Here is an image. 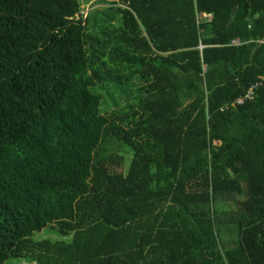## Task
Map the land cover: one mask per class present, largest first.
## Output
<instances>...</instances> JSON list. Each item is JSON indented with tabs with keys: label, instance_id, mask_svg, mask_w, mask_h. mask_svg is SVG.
Segmentation results:
<instances>
[{
	"label": "trees",
	"instance_id": "16d2710c",
	"mask_svg": "<svg viewBox=\"0 0 264 264\" xmlns=\"http://www.w3.org/2000/svg\"><path fill=\"white\" fill-rule=\"evenodd\" d=\"M80 2L0 0V264H264V0Z\"/></svg>",
	"mask_w": 264,
	"mask_h": 264
},
{
	"label": "rangeland",
	"instance_id": "374dc122",
	"mask_svg": "<svg viewBox=\"0 0 264 264\" xmlns=\"http://www.w3.org/2000/svg\"><path fill=\"white\" fill-rule=\"evenodd\" d=\"M111 8L107 4H103L100 0H81L80 2V12L77 17H84L86 19L89 15L92 14H105V11ZM100 94L103 99V110L106 116H109L111 113L122 110L126 106V101L118 100L115 97L116 101H112L113 98L109 99L107 91H100ZM130 165V160H128V165H126L125 170L127 171L128 166ZM50 238L52 240L58 239V233L51 229V227H47L41 232H36L33 236L34 239H44ZM6 264H36L29 262L27 259H9Z\"/></svg>",
	"mask_w": 264,
	"mask_h": 264
},
{
	"label": "built area",
	"instance_id": "2783aa9c",
	"mask_svg": "<svg viewBox=\"0 0 264 264\" xmlns=\"http://www.w3.org/2000/svg\"><path fill=\"white\" fill-rule=\"evenodd\" d=\"M240 44L241 42L239 40L232 41V45H240ZM261 44H264V42H261ZM256 87L257 85L253 86L251 90L248 92V94L245 96V98L238 99L235 104L241 105L245 102V100H251L253 98L254 90Z\"/></svg>",
	"mask_w": 264,
	"mask_h": 264
}]
</instances>
